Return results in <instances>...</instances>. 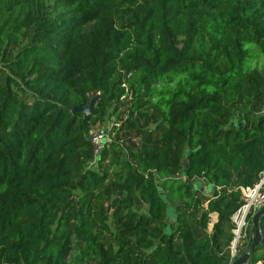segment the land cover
<instances>
[{
  "label": "trees",
  "instance_id": "1",
  "mask_svg": "<svg viewBox=\"0 0 264 264\" xmlns=\"http://www.w3.org/2000/svg\"><path fill=\"white\" fill-rule=\"evenodd\" d=\"M263 171L264 0H0V264H228Z\"/></svg>",
  "mask_w": 264,
  "mask_h": 264
},
{
  "label": "built area",
  "instance_id": "2",
  "mask_svg": "<svg viewBox=\"0 0 264 264\" xmlns=\"http://www.w3.org/2000/svg\"><path fill=\"white\" fill-rule=\"evenodd\" d=\"M89 141L93 148L94 159L89 163L88 168H94L96 167V161L98 160L101 152L105 149L106 144L111 143V139L105 130H98L90 131ZM240 191L243 202V206L241 208L246 207L249 213L252 211L253 214L260 210L264 206V171L260 173L258 181L252 187L241 188ZM236 242L235 240L233 243L231 242V246L229 247L228 264H231L237 258V254L240 251L237 250V247H242V243L239 242L236 244ZM258 264L264 263L262 261H258Z\"/></svg>",
  "mask_w": 264,
  "mask_h": 264
},
{
  "label": "rangeland",
  "instance_id": "3",
  "mask_svg": "<svg viewBox=\"0 0 264 264\" xmlns=\"http://www.w3.org/2000/svg\"><path fill=\"white\" fill-rule=\"evenodd\" d=\"M120 113L125 114V108L124 109L122 108L120 110ZM236 119L237 118L233 119V122H235ZM114 122H115L114 119H109L106 123H104V125L96 126L91 131L105 130L108 134H109V132L112 133L111 129L114 126ZM116 126L119 127L120 125L118 124ZM121 138H122L123 142H126V143L127 142H133V141L137 142V140L134 139L132 133H130L128 130H126V131L121 133ZM127 144H129V143H127ZM95 168L99 169L98 166L94 167L93 169H95ZM196 183H198L201 186V188L204 190V192L206 194L207 193L210 194L211 188L207 187V185L205 184L204 181L198 180ZM134 202H135V206H134V210L135 211H137V212H145V205H143L138 198H135ZM104 206L106 207L107 205L105 204ZM169 206H170V208H175L176 204L175 203H169ZM248 214H249V211L247 212V215ZM247 215H246V217H247ZM246 217H245V219H246ZM263 217H264V215L260 218V220ZM232 222H233V225H234L235 230H236V224L234 222V216L232 218ZM260 224H262V221H260ZM232 236H233V238H232V243H233V241L235 239L234 232H232ZM247 236H249L250 240H251V238L253 236L251 220L248 221V222L244 221V227L241 229V232H240L239 238L237 239L236 244L239 243V242L243 244L245 242V239H246ZM230 246H231V244H230ZM243 249H244V247H241V248L237 247V250H243ZM242 253H244V252H242ZM75 258H76V252L73 251V252H71V254L69 256L68 261H70L72 259H75ZM92 264H96V263H92Z\"/></svg>",
  "mask_w": 264,
  "mask_h": 264
},
{
  "label": "water",
  "instance_id": "4",
  "mask_svg": "<svg viewBox=\"0 0 264 264\" xmlns=\"http://www.w3.org/2000/svg\"><path fill=\"white\" fill-rule=\"evenodd\" d=\"M98 94L92 97L87 106H78L72 109V114L80 113L84 117L92 116L95 104L98 100ZM243 204V202H242ZM264 215V206L255 212L251 218V226L253 229V236L251 238V244L246 248L245 252L238 256L231 264H247L250 258L251 251L261 242V235L259 232V220Z\"/></svg>",
  "mask_w": 264,
  "mask_h": 264
},
{
  "label": "crops",
  "instance_id": "5",
  "mask_svg": "<svg viewBox=\"0 0 264 264\" xmlns=\"http://www.w3.org/2000/svg\"><path fill=\"white\" fill-rule=\"evenodd\" d=\"M238 219L240 220V222L237 223L238 224V229L241 230L242 226L244 225L245 215L243 213H240L239 216H238ZM260 221H262V224H260ZM260 221H259V232H260L261 238L264 239V217ZM216 222H217V215L216 214H211L210 215V226H212ZM248 240H249V236L246 237L245 242L242 244V247H244V248L246 247V244H247ZM243 250H240L238 252L237 257L243 254L242 253ZM247 264H258V262L253 263L251 261H248Z\"/></svg>",
  "mask_w": 264,
  "mask_h": 264
},
{
  "label": "bare ground",
  "instance_id": "6",
  "mask_svg": "<svg viewBox=\"0 0 264 264\" xmlns=\"http://www.w3.org/2000/svg\"><path fill=\"white\" fill-rule=\"evenodd\" d=\"M247 212H248V210H247V208L246 207H243V208H241L237 213H236V215L234 216V222H235V224H236V230H234V236H235V242L237 241V239L239 238V235H240V232H241V230L240 229H238V222H240V220L238 219V216H239V214L240 213H243L244 215H245V217H246V215H247ZM244 227V225L242 226V228ZM241 228V229H242ZM237 233V234H236Z\"/></svg>",
  "mask_w": 264,
  "mask_h": 264
}]
</instances>
